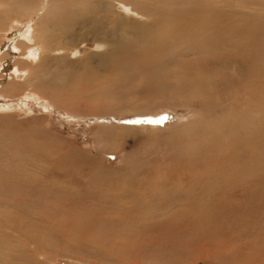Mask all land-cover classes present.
Here are the masks:
<instances>
[{"label": "rangeland", "instance_id": "374dc122", "mask_svg": "<svg viewBox=\"0 0 264 264\" xmlns=\"http://www.w3.org/2000/svg\"><path fill=\"white\" fill-rule=\"evenodd\" d=\"M49 1L0 0L35 58L0 85V264H264V0H52L69 37Z\"/></svg>", "mask_w": 264, "mask_h": 264}, {"label": "bare ground", "instance_id": "6f19581e", "mask_svg": "<svg viewBox=\"0 0 264 264\" xmlns=\"http://www.w3.org/2000/svg\"><path fill=\"white\" fill-rule=\"evenodd\" d=\"M34 1H36V0H34ZM29 2H31V3H29ZM51 2H52V0H50L49 2H48V5H47V8H46V11L45 12H42V16H41V18L39 19V22H44V24L46 25V27H47V24H49V22L50 21H52V20H54V19H56V20H59V21H61L62 23L60 24V26L59 27H57L58 28V30L60 29L61 31H62V33H64L63 35H66L67 37H69V36H71L72 35V30L68 27V25H64V22L62 21V20H68V23H71L73 20H74V18H75V16L73 17V14H72V12H70V11H65V10H63V7H64V5L68 2V0L66 1V3H64L62 6H60L61 7V10H62V12L61 11H56V12H54L53 13V16L51 17V18H48L49 17V14H50V12L49 11H53L54 10V8H53V5L51 4ZM60 4V3H59ZM14 5H17V2H14ZM35 5V4H34ZM20 6V5H19ZM21 8H20V10L22 11V14L24 15V16H28V14L30 15V14H32V10H33V4H32V0H25V2L20 6ZM9 10V9H8ZM57 12H58V14H57ZM59 12H61V13H59ZM41 13V12H40ZM57 14V15H56ZM9 17V16H8ZM32 17V16H31ZM44 17L46 18V19H44ZM93 17V16H92ZM94 18V17H93ZM11 19V18H10ZM4 21H6V19L4 20ZM38 22V21H37ZM75 22V21H74ZM71 24H73V23H71ZM2 25V24H1ZM31 26H33V25H31ZM1 27V26H0ZM2 27H4V29H5V27H6V29L8 28V26H6V25H2ZM37 24L36 25H34L33 26V28H32V30H31V32L33 33V34H31V35H34L35 36V32H37ZM47 28H49V26L47 27ZM73 28V27H72ZM51 29H55V27L54 28H50L49 30H51ZM74 29V28H73ZM48 30V29H47ZM55 30H57V29H55ZM0 31H1V29H0ZM53 31V30H52ZM46 32H48V31H46V29H45V33ZM50 32V31H49ZM60 32V31H59ZM61 33V32H60ZM61 33V34H62ZM78 33V32H77ZM50 34V33H49ZM52 34V33H51ZM50 34V35H51ZM55 34V33H54ZM53 34V35H54ZM250 34V33H249ZM248 34V35H249ZM2 35V34H1ZM59 36V35H58ZM66 36H64V37H66ZM250 36V35H249ZM21 37H23V36H21ZM54 37H56V35L54 36ZM53 37V38H54ZM2 38V37H1ZM26 38V37H25ZM32 39V38H31ZM35 39H36V37H35ZM46 39V38H45ZM22 41V40H21ZM19 42V40H18V42L19 43H17L18 45H19V47H20V51H23L24 50V52H26V54H28V56H29V58H30V63L32 62V60H33V55L32 54H29L30 53V51L28 52V50H29V48H30V46H29V44L28 43H25L24 41L23 42ZM26 41V40H25ZM39 41V40H38ZM60 41V40H59ZM113 41V40H112ZM228 41V40H227ZM229 41H232V40H229ZM37 42V41H36ZM35 42V43H36ZM41 42H44V41H41ZM111 42V41H110ZM234 42H236V40L234 39V41H233V43ZM242 43V42H241ZM45 44V43H44ZM249 44V43H248ZM9 45V47H10V43L8 44ZM41 45V44H40ZM47 45V44H46ZM6 46V45H5ZM12 46V45H11ZM17 46V45H16ZM35 46V45H34ZM38 46V45H37ZM125 46V45H124ZM249 47H246V48H241V49H243V55L245 56V57H255L256 59H257V54L255 53V51L253 52V49H252V44H250V45H248ZM4 47V46H3ZM9 47L7 46V47H5V51L2 53L3 54V56L2 57H0V85H2V84H4V85H6V84H9V81H11V80H13L14 78H15V76H19L21 73H19L20 71H23L24 72V67H22L21 66V61L23 60L22 59V53H24V52H19V49L18 48H15V45H14V47L12 48L13 49V51H9L8 49H9ZM36 47V46H35ZM40 47V50H41V46H39ZM38 47V48H39ZM50 47H52V46H50ZM120 47V46H119ZM125 48V47H124ZM47 50V49H46ZM212 50V49H211ZM113 51H114V49H113ZM20 54V55H18V53ZM109 53V52H108ZM116 54H117V51L115 52ZM40 55H41V53H39ZM115 54V55H116ZM120 54V53H119ZM39 55V56H40ZM109 55V54H108ZM218 55V54H217ZM217 55H215V56H217ZM18 56V57H17ZM37 57V56H36ZM108 56H106V58H107ZM113 57V56H112ZM25 58H26V55H25ZM39 58V57H38ZM46 58V57H45ZM115 58V57H114ZM117 58V57H116ZM225 58V57H224ZM223 58V59H224ZM35 59V58H34ZM216 59V58H215ZM214 59V60H215ZM229 59V58H228ZM237 59H239V57L237 58ZM205 60V59H204ZM219 60V59H218ZM225 60V59H224ZM223 60V61H224ZM229 60H231V59H229ZM225 62V61H224ZM239 62V61H238ZM258 62V61H257ZM26 63V62H25ZM29 63V62H28ZM27 63V64H28ZM29 63V64H30ZM42 63H43V61H42ZM237 63V62H236ZM32 64V63H31ZM220 64V63H219ZM225 64H227L226 62H225ZM225 64H223V65H225ZM33 65V64H32ZM30 67V66H29ZM224 67V66H223ZM203 69V68H202ZM218 69V68H217ZM218 71V70H217ZM42 72V71H41ZM201 72V71H200ZM213 73V72H212ZM202 75H204L203 73H201ZM213 75V74H212ZM206 76V75H205ZM129 77H131V76H129ZM202 76H199L198 78H201ZM209 77V76H208ZM38 78V77H37ZM212 78V77H211ZM39 79V78H38ZM199 82H202V80H198ZM209 81V80H208ZM31 83V82H30ZM35 83V82H34ZM204 83H205V81H204ZM224 83H226V82H224ZM41 84V83H40ZM33 85H35V84H33ZM203 85H205V84H203ZM36 86V85H35ZM38 86H39V83H38ZM4 87V86H3ZM213 87V86H212ZM210 89V88H209ZM202 91V93L203 94H206L205 93V91L204 90H201ZM209 91V90H208ZM203 97H204V95H203ZM32 98H35V96L33 95V97ZM13 106V105H12ZM3 108H5V107H3ZM2 226V225H1ZM3 226H5V224L3 223ZM5 228V227H4Z\"/></svg>", "mask_w": 264, "mask_h": 264}]
</instances>
